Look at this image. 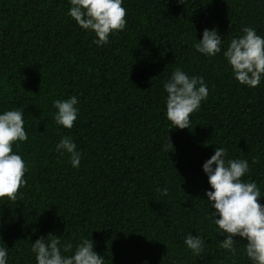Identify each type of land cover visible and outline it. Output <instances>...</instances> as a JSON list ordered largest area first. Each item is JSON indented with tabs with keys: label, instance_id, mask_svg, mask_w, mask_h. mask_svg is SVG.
I'll use <instances>...</instances> for the list:
<instances>
[{
	"label": "trees",
	"instance_id": "1",
	"mask_svg": "<svg viewBox=\"0 0 264 264\" xmlns=\"http://www.w3.org/2000/svg\"><path fill=\"white\" fill-rule=\"evenodd\" d=\"M203 2L124 0L125 29L99 47L68 15L69 0H0V110H23L28 136L13 145L26 184L15 201L0 199L8 264H35L30 244L50 232L62 242L90 237L104 264H250L220 248L224 237L205 217L202 163L223 146L226 159L248 161L245 178L264 194V84L240 85L222 53L192 45L204 27H217L224 46L243 25L264 36V0ZM174 67L208 86L190 128L164 116L162 81ZM77 94L72 128L57 125L52 100ZM61 135L81 151L78 168L55 150ZM188 232L205 237L198 257L183 243Z\"/></svg>",
	"mask_w": 264,
	"mask_h": 264
},
{
	"label": "clouds",
	"instance_id": "2",
	"mask_svg": "<svg viewBox=\"0 0 264 264\" xmlns=\"http://www.w3.org/2000/svg\"><path fill=\"white\" fill-rule=\"evenodd\" d=\"M184 4L186 0H177ZM203 3H211L204 0ZM68 15L82 30L94 34L92 43L102 47L109 43V35L123 31L126 27L124 0H69ZM217 27H204L201 38L193 43V48L205 57L222 53L232 78L240 85L255 88L264 84V36L256 28L243 25L240 34L228 39L224 46ZM164 116L172 127L190 128V114L198 111L202 101L208 97V86L202 76L188 75L179 67H174L167 79L162 81ZM52 119L64 128H72L78 118L79 100L77 95L52 100ZM24 111L19 107L0 110V199L15 201L18 190L26 184L24 174L26 163L13 145L28 139L24 127ZM171 144L163 146L168 150ZM172 145V144H171ZM173 146V145H172ZM61 155L68 154L73 168H78L81 151L71 136L61 135L55 144ZM227 150L216 146L213 154L204 160L202 170L207 176L209 188L205 189V217L210 219L224 238L220 248L232 256L242 255L250 264H264V198L255 181L245 177L249 173L246 159L227 158ZM161 196L168 194V187L158 189ZM239 239H234V237ZM245 241L242 251L237 241ZM183 243L197 257L206 247L205 237L192 232L185 234ZM29 252L35 264H104L105 257L94 251L90 237L81 235L74 243L61 241L60 236L47 233L37 237L30 244ZM8 248L0 245V264H8Z\"/></svg>",
	"mask_w": 264,
	"mask_h": 264
}]
</instances>
